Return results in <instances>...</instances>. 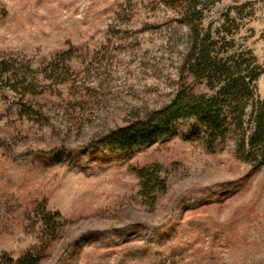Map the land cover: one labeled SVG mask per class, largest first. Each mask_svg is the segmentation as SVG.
<instances>
[{
  "label": "rangeland",
  "instance_id": "374dc122",
  "mask_svg": "<svg viewBox=\"0 0 264 264\" xmlns=\"http://www.w3.org/2000/svg\"><path fill=\"white\" fill-rule=\"evenodd\" d=\"M187 1L192 20L165 0H0V56L42 83L0 85V264H264V140L247 144L264 110V0ZM256 71L240 126L212 148L197 117L149 144L98 142L180 89L212 96ZM154 164L168 183L153 203L137 170Z\"/></svg>",
  "mask_w": 264,
  "mask_h": 264
},
{
  "label": "trees",
  "instance_id": "16d2710c",
  "mask_svg": "<svg viewBox=\"0 0 264 264\" xmlns=\"http://www.w3.org/2000/svg\"><path fill=\"white\" fill-rule=\"evenodd\" d=\"M165 1L173 6L181 7L185 18L192 20V5L187 3V0ZM63 55L66 57L63 61L66 65L59 71L53 67V70H57L60 83L69 81L71 67L67 62L73 58L71 50ZM18 60L17 54L0 56V85L24 95L37 93L36 90L42 86L40 77L31 65L26 64L22 67L23 63L20 64ZM260 73L261 71H256L249 75V81H245L247 77L244 76L241 83L238 79H233L212 96L197 95L180 89L169 103L150 111L143 117L134 119L127 125L110 130L98 142L119 144L123 147H133L138 143L149 144L167 136L173 125L180 119L197 117L207 126L209 146L212 148L213 143L210 142L216 141L219 137H225L232 127L240 126L246 104L253 94L250 82L256 80ZM221 75L220 71H215V76ZM45 78L48 80L54 77L46 75ZM256 123L255 131L247 143L251 148L264 140V110L257 113ZM255 158L258 166L264 164V152ZM137 174L141 180V194L150 198L153 203L156 202L159 195L166 191L168 183L161 166L158 164L145 166L138 169ZM45 221L53 227L48 219ZM40 258V255H25L20 261L21 264H37Z\"/></svg>",
  "mask_w": 264,
  "mask_h": 264
}]
</instances>
